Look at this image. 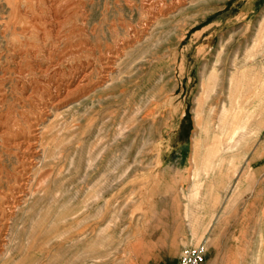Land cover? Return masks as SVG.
Returning a JSON list of instances; mask_svg holds the SVG:
<instances>
[{
  "label": "rangeland",
  "instance_id": "rangeland-1",
  "mask_svg": "<svg viewBox=\"0 0 264 264\" xmlns=\"http://www.w3.org/2000/svg\"><path fill=\"white\" fill-rule=\"evenodd\" d=\"M57 1L50 32L48 0H0V213L51 85L176 0ZM96 76L51 107L0 264H176L200 243L203 264H264V0H187Z\"/></svg>",
  "mask_w": 264,
  "mask_h": 264
},
{
  "label": "bare ground",
  "instance_id": "bare-ground-1",
  "mask_svg": "<svg viewBox=\"0 0 264 264\" xmlns=\"http://www.w3.org/2000/svg\"><path fill=\"white\" fill-rule=\"evenodd\" d=\"M21 1L23 4L22 8L25 9L24 16H26V14L28 13V10L31 11L34 8V4H32L31 6H28L24 4L25 0H21ZM30 1L34 2L35 0H30ZM48 1H49V6L47 10H48L49 18H48V21L46 22H48L47 24L48 31L54 32L55 30L59 29L60 25L62 24V21L59 18V16L61 17V14L64 10L60 11L61 6L57 5L62 1H57V0H48ZM186 3H187V0H176L170 6L165 7V8L161 4H156L154 6V4L151 3L152 5H150L149 8L146 10L147 14L140 18L139 30L138 28H134V27L129 28L128 40L126 42L122 40L121 42H117L115 46V39H114V41L112 42V45L110 44L106 45L105 51H102L100 48H97V46L95 45H91L89 48H87L88 49L87 51L89 53L88 55L90 56H93V55L95 56L99 52L102 53L100 56L96 58L98 59L97 61L101 63L100 71H97L96 69L92 68L90 64H87V66L85 64H82L84 66H81V64H79L78 66L80 67L75 70L74 74L72 73L73 75L70 79H67V80L63 79L62 82L51 85L50 90L47 93L48 94L47 99L45 98V101L42 100V102L38 104V107H39L38 112H36L34 114L35 116L31 117L30 120L28 121V125H29V127L27 128L28 136L23 137L18 143V146H20V150L22 154L21 160L22 162L26 164L22 167L23 169L19 171V173L23 175V179L20 180V185H19L20 190H19V193L16 192L17 193L16 200L14 201L8 200L6 203L3 204V208L1 209L0 242L3 241V238H2L3 231H5L6 228L8 229L7 225L9 224V221L11 218L10 216L13 215L14 209L17 208L16 205L21 204L23 202L25 193L29 191V188L31 186L32 175L34 174L38 165L40 164L39 159L41 156V151H40L39 146H40L42 136H43L44 123L49 121L51 117V107L64 105L66 101L70 98V95L74 94L75 92L80 91L81 89H84L89 84L90 81H93V78L96 72H97V76L95 80L97 82L93 84L92 87L98 84H101V83H105V81L109 79L110 75H112L113 72L115 71V66H116L117 61L123 56L124 51L127 49V47H129L130 44L135 43V41L138 40L140 37H145L146 35H148L153 25L157 23L161 17L165 16L167 13L176 11L183 4H186ZM8 23H10L9 25L15 24V23L12 24L11 21H8ZM23 23H25V21H22V22L18 21L16 26L22 25ZM29 27H30V31L29 33L28 32L26 33L25 31V34H26L25 36H29L30 34L34 33L33 26H29ZM49 56H47L48 61L51 60ZM73 57L78 59L80 58V54L74 53ZM31 90L34 92L35 88H31ZM31 90L30 92L31 94H33Z\"/></svg>",
  "mask_w": 264,
  "mask_h": 264
},
{
  "label": "built area",
  "instance_id": "built-area-1",
  "mask_svg": "<svg viewBox=\"0 0 264 264\" xmlns=\"http://www.w3.org/2000/svg\"><path fill=\"white\" fill-rule=\"evenodd\" d=\"M206 248L204 243L196 246L186 245L182 247L176 264H203Z\"/></svg>",
  "mask_w": 264,
  "mask_h": 264
}]
</instances>
